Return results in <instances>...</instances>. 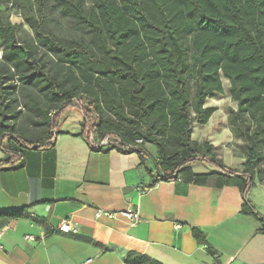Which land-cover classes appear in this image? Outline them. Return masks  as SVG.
I'll return each mask as SVG.
<instances>
[{
  "label": "trees",
  "instance_id": "trees-1",
  "mask_svg": "<svg viewBox=\"0 0 264 264\" xmlns=\"http://www.w3.org/2000/svg\"><path fill=\"white\" fill-rule=\"evenodd\" d=\"M49 1L0 0V171L15 166L26 149L51 142L58 120L81 99V134L88 143L89 124L97 139L118 136L131 147L125 151L143 156L145 144L155 146L161 176L151 172L147 188L209 162L219 172L191 174L192 180L238 187L241 213L256 219L264 233V215L250 197L257 184L264 185V0H53L83 33L71 44L45 28ZM11 5L33 29L37 46L63 67L61 79L50 74L36 47L19 42ZM223 78L236 103L228 109L231 130L246 144L242 171L226 167L209 142L192 138L194 125L207 124L216 112L206 103L224 94ZM16 81L41 93V99L27 93L24 101L40 130L36 136L16 135L9 122L22 114L11 103ZM26 216L0 211V224ZM192 231L218 260L205 233ZM126 263L162 264L136 252L128 253Z\"/></svg>",
  "mask_w": 264,
  "mask_h": 264
},
{
  "label": "crops",
  "instance_id": "crops-1",
  "mask_svg": "<svg viewBox=\"0 0 264 264\" xmlns=\"http://www.w3.org/2000/svg\"><path fill=\"white\" fill-rule=\"evenodd\" d=\"M206 106L217 110L200 126H215L224 118L226 137L239 144L229 114ZM83 124L82 111L68 108L51 142L26 149L15 166L0 171V211L27 215L0 224V264H81L89 259L90 264H127L130 252L162 264H264L262 226L241 213L239 188L196 184L191 178L219 172L216 168L209 169L208 162L199 168L201 163L193 164L177 180L147 188L154 180L157 150L145 147L148 154L143 156L120 148L95 151L81 134ZM208 139L223 160L219 140ZM231 150L223 164L231 169L239 160L240 168L233 170L242 171L246 154ZM4 157L0 149V159ZM250 197L264 215V185L257 184ZM129 209L139 212L140 222L96 217L97 210ZM66 220L75 232L59 230ZM193 228L205 233L218 260L196 240Z\"/></svg>",
  "mask_w": 264,
  "mask_h": 264
},
{
  "label": "rangeland",
  "instance_id": "rangeland-1",
  "mask_svg": "<svg viewBox=\"0 0 264 264\" xmlns=\"http://www.w3.org/2000/svg\"><path fill=\"white\" fill-rule=\"evenodd\" d=\"M12 14L13 12H11V16ZM12 21L16 22V25L18 27L17 36L19 42L22 44L30 43L31 45L36 47L37 57L42 59L46 63L47 69L50 74H53L57 76L58 79H61L62 76L65 74V70L57 62L53 54L49 53L44 48L37 46L33 29L28 24H26L25 21L22 20V18L20 17H13ZM45 28L66 44H71L73 41L83 36V33L75 27L73 20L61 14L60 8L53 0L49 1L48 10L45 13ZM222 82L224 87V94L210 97L207 103L209 106H217L219 109L223 110L224 113L229 114L228 109L233 107L236 108V103L232 101V98L229 93L230 82L225 78L222 79ZM15 84L17 85V90L11 97V103H13L12 107L14 111H21L22 114L19 116L18 119L10 120L9 122L10 124L15 125L16 135L25 134L28 137L36 136V134L40 130L39 128L35 127L33 123L34 117L24 108V101L26 99L27 93H33L39 99H41V93L36 88L26 86L19 81H16ZM193 93L194 90L191 88V96L193 95ZM13 98L16 99V102H13ZM70 110L72 111L74 109L72 108ZM224 127H226V124H224V118H220L215 126L214 122L210 123L207 126H200L199 124H195L193 127L194 134L192 135V138L197 141H201V145L206 142H209L208 138H214L216 140H219V151L220 154L223 156V160H219L222 163H224V161H229V156L226 153L229 152L231 149L234 151H238L241 154H246V144L242 141V139L239 140V144L237 142L238 140L236 139L232 141L229 140L226 137V134L229 135V132L225 130ZM144 146L148 147V149L152 152L156 151L154 145L145 144ZM238 162L239 160H237L236 165H231V169L240 168ZM198 165H196V168L206 167L205 165H203V163ZM208 168H215V166L209 163Z\"/></svg>",
  "mask_w": 264,
  "mask_h": 264
},
{
  "label": "built area",
  "instance_id": "built-area-1",
  "mask_svg": "<svg viewBox=\"0 0 264 264\" xmlns=\"http://www.w3.org/2000/svg\"><path fill=\"white\" fill-rule=\"evenodd\" d=\"M11 6L13 8L12 9L13 14H12L11 19H13V17L22 18L21 13L13 5H11ZM2 57H3V49H2V47H0V60L2 59ZM83 102L84 101L81 99H74L71 102V104L74 107L81 110L83 115H84V112H83L84 104H83ZM86 134H87V137L89 139V143H90L91 148L95 151H103L104 149L111 150V149H116V148H122L124 150L131 149L130 146L124 145L122 143V140L118 136H115V135H107L103 139H97L93 129L89 125H87ZM140 142H141V140L138 141V143H140ZM155 174H158V177L161 176L160 173H157V171H155ZM138 191H141V189L138 188ZM103 216H106V217H109L112 219H116L118 217H123V218L129 220L132 224H136V223L141 221V217H140L139 212H137L136 210H133V209L125 210L122 212H108V211H104V210H97L96 217L101 218ZM59 230L61 232H64V233H69L71 231L75 232V230L72 229L69 221H67V220L62 222V224L59 227ZM30 239L34 240L33 238H30ZM91 262H92V260L89 259V260H87L81 264H90Z\"/></svg>",
  "mask_w": 264,
  "mask_h": 264
}]
</instances>
